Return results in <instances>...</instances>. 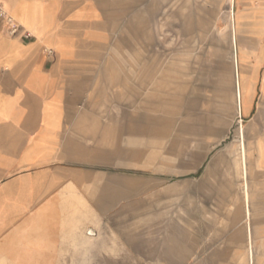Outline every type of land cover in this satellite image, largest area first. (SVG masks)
I'll return each instance as SVG.
<instances>
[{
  "label": "rangeland",
  "instance_id": "374dc122",
  "mask_svg": "<svg viewBox=\"0 0 264 264\" xmlns=\"http://www.w3.org/2000/svg\"><path fill=\"white\" fill-rule=\"evenodd\" d=\"M137 2L136 54L112 48L105 65L85 75L94 87L80 91L78 112L96 117L79 159L80 178H94L79 201L94 212L96 264H251L239 231L248 207L264 209L253 148L264 101L257 90L254 116L241 118L235 85L242 106L253 66L247 52L260 62L263 36L247 33L254 27L240 25L228 0ZM263 237L253 234L252 264H264Z\"/></svg>",
  "mask_w": 264,
  "mask_h": 264
},
{
  "label": "crops",
  "instance_id": "0c3cea01",
  "mask_svg": "<svg viewBox=\"0 0 264 264\" xmlns=\"http://www.w3.org/2000/svg\"><path fill=\"white\" fill-rule=\"evenodd\" d=\"M137 3L0 0L18 26L17 34L9 36L0 25V264H96L100 257L89 225L94 212L88 202L85 207L79 201L80 192L94 186V178H80L84 168L79 159L93 143L96 121L94 114L78 112L80 91L94 87V77L85 75H93L101 61L105 65L112 48L120 55L127 50L131 57L136 54L141 30ZM228 3L241 26L254 27L248 34L263 36L264 48V0ZM26 33L30 38H24ZM238 36L232 28L233 45ZM250 55L249 92L242 106L239 81L235 85L236 109L247 121L254 116L257 90L264 101V55L258 63L248 50ZM232 71L239 73L237 56ZM253 148L257 173L264 176V125ZM245 196L248 202L243 189ZM245 213L246 225L239 232L252 264L253 234L264 235V220L254 226L251 219H264V209L248 207Z\"/></svg>",
  "mask_w": 264,
  "mask_h": 264
},
{
  "label": "built area",
  "instance_id": "2783aa9c",
  "mask_svg": "<svg viewBox=\"0 0 264 264\" xmlns=\"http://www.w3.org/2000/svg\"><path fill=\"white\" fill-rule=\"evenodd\" d=\"M0 25L6 26V33L9 36H15L18 32V26H16L12 19L1 9L0 7ZM25 39L30 38L29 34L24 35Z\"/></svg>",
  "mask_w": 264,
  "mask_h": 264
},
{
  "label": "bare ground",
  "instance_id": "6f19581e",
  "mask_svg": "<svg viewBox=\"0 0 264 264\" xmlns=\"http://www.w3.org/2000/svg\"><path fill=\"white\" fill-rule=\"evenodd\" d=\"M239 150H240V162H241V167H242V171H243V178H244L243 189L244 190H247V184H246V181H245V176H246V169H245V147L244 146H241ZM244 200H245V206H246L247 205V196H245V199ZM245 214H246V216H248V211L247 210H246V213Z\"/></svg>",
  "mask_w": 264,
  "mask_h": 264
}]
</instances>
